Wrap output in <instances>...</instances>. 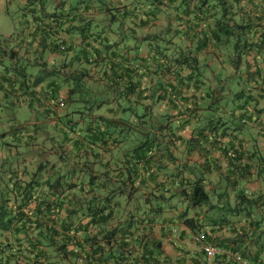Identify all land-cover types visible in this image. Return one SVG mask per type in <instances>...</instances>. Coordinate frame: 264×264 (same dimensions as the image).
Masks as SVG:
<instances>
[{
  "label": "crops",
  "instance_id": "obj_1",
  "mask_svg": "<svg viewBox=\"0 0 264 264\" xmlns=\"http://www.w3.org/2000/svg\"><path fill=\"white\" fill-rule=\"evenodd\" d=\"M35 1L0 0V9L17 5L24 18L0 46V128L10 127L0 144L27 149L0 152V225L6 211L31 216L38 204L60 200L61 220L88 206L90 190L134 185L162 202L163 214L171 210L170 221L155 225L167 255L238 264L207 260L196 240L205 234L206 243L264 264V0L156 1L140 16L125 5L139 0H120L117 11L134 28L123 30L94 0L83 13L80 0L42 9ZM56 138L60 149L53 146L49 161L47 143ZM198 181L210 202L195 207L185 192ZM240 194L261 204L239 211ZM30 231L41 238L40 228ZM16 236L0 226L2 244Z\"/></svg>",
  "mask_w": 264,
  "mask_h": 264
},
{
  "label": "trees",
  "instance_id": "obj_2",
  "mask_svg": "<svg viewBox=\"0 0 264 264\" xmlns=\"http://www.w3.org/2000/svg\"><path fill=\"white\" fill-rule=\"evenodd\" d=\"M38 1L42 2V0H36L35 5H38ZM39 4L42 6L43 2ZM5 41V39L3 42L0 40V46L4 45ZM59 45L60 51L66 50L67 46ZM0 50H4V47ZM1 51L0 55H2ZM58 102L60 106H64L63 99ZM5 145L8 144L5 143ZM123 178L116 176L118 183ZM99 187L90 190L87 194L90 197L88 196L89 203L86 208L70 209L61 220L56 219L55 216V210L59 205H63L61 198L59 202L53 201L45 208L38 204L31 216L23 210L16 212L14 216L7 211L3 213V223L0 226L5 230L14 229L18 239L4 244L0 242V264L187 263L188 252H179L180 255L176 257L167 255L163 250V236L158 237L155 232L156 221L160 219V222H163L162 216L170 221L169 212L163 214L162 202L158 206L153 204L154 201L150 202L148 195L134 185L129 187V192L120 185L108 194H99L100 189L104 190L103 186ZM185 195L195 207L207 205L210 202L209 194L199 181L193 184L191 192H185ZM160 197L155 200L162 201L164 195ZM239 197L242 202L239 211L242 212L261 204L260 199L249 200L243 194ZM153 206L157 208L154 209ZM32 217L34 220L31 221ZM47 217L50 219L48 220ZM42 219L43 222H41ZM185 222H194V220L189 219ZM31 227L42 230L41 238L32 237ZM22 234L25 237L23 240L19 239ZM206 239L208 238L205 235L203 241H197L204 244V253L205 246L211 245L206 243L208 241ZM231 251L242 255L251 264L241 252ZM232 260L236 262L233 258ZM251 261L252 264H256L255 261Z\"/></svg>",
  "mask_w": 264,
  "mask_h": 264
},
{
  "label": "rangeland",
  "instance_id": "obj_3",
  "mask_svg": "<svg viewBox=\"0 0 264 264\" xmlns=\"http://www.w3.org/2000/svg\"><path fill=\"white\" fill-rule=\"evenodd\" d=\"M56 0H42L43 3H45L44 5H42L40 7L39 2L38 1V5L36 8H45L51 4H55ZM81 1V0H80ZM79 1V6H80V12L83 13L84 10V5L86 6V4L90 5L89 3L84 4L85 0H82L83 3H80ZM93 0H89V2H92ZM120 0H94L92 3L96 4V10L98 8L100 9H104V11L106 10H110L108 13H106L105 15H107V17L109 19H113V17L116 18V20L114 21V24H117L119 29L121 28L123 30V26L125 24V27H131L133 28V24L131 23V21L126 20L123 18V16H121L120 12L117 11V8L120 7L118 2ZM163 2L164 0H139V3H132V1H128L125 5L128 6V4H130V6H128L130 8L131 11H135V7L140 8V10L138 11V16H140V13H143V7H145L146 5L149 6V8H151L152 10L155 9V7L157 8V2ZM73 0H71L70 4H69V8L72 5ZM78 2V0L74 1V5H76ZM68 5V4H67ZM166 12V11H165ZM21 20H24V18H22L20 16V13L18 12V6L17 5H13L11 6V8L9 9V12H6L3 9H0V40L3 42L4 39L8 40L9 35L14 36L17 35L15 28L17 27L19 33L22 31V23ZM225 74V73H224ZM224 79L228 77V75H223ZM230 81V86L233 88L234 92H235V88L237 86V83H233V81L231 79H228ZM237 109V108H234ZM239 122H234V126H238ZM10 129L9 126H3L2 128H0V131H4ZM18 129V127H16V130ZM10 131V130H7ZM25 131L24 129H20L18 130V133L20 135H24L25 136ZM58 138V137H57ZM55 139L56 142L55 144H53V140H49V142L47 143V148H48V155H49V161H55V158H52V154L51 152L53 151V146L55 147V150H59V144H61V142L58 141V139ZM8 144V145H5ZM10 145H13L15 147H11ZM17 144H14V142L12 140H5L4 143L0 144V152L6 157L9 158L10 155H14V154H21L23 152H27V149L24 148H20V147H16ZM36 152L39 151L38 149L35 150ZM18 152V153H17ZM51 156V157H50ZM51 165L56 166L59 170L60 167H63V165H61L60 162H55V163H51ZM48 169H52L50 166H48ZM6 170L8 171V174L10 173L11 167L10 164H7L6 166ZM11 189H14V186L12 185ZM184 208V211H187V206H182ZM175 210V214H178V211L176 209ZM167 211L170 213V209H167ZM188 212L189 215H193L194 209L193 208H188ZM174 226H179L178 221L175 223Z\"/></svg>",
  "mask_w": 264,
  "mask_h": 264
},
{
  "label": "built area",
  "instance_id": "obj_4",
  "mask_svg": "<svg viewBox=\"0 0 264 264\" xmlns=\"http://www.w3.org/2000/svg\"><path fill=\"white\" fill-rule=\"evenodd\" d=\"M197 241H203L204 235L196 237ZM205 253L207 260H213L218 256H230L233 258L238 264H249L248 260H246L242 255L233 253L231 250H227L221 247H216L212 245L205 246Z\"/></svg>",
  "mask_w": 264,
  "mask_h": 264
}]
</instances>
